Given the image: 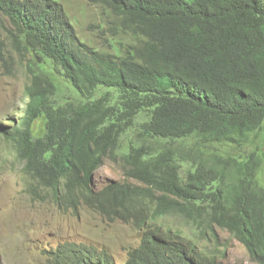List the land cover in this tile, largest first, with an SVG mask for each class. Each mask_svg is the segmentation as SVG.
Segmentation results:
<instances>
[{
	"label": "trees",
	"instance_id": "trees-1",
	"mask_svg": "<svg viewBox=\"0 0 264 264\" xmlns=\"http://www.w3.org/2000/svg\"><path fill=\"white\" fill-rule=\"evenodd\" d=\"M85 1L104 11L107 50L82 42L58 0H0V75L32 80L0 139L30 195L132 215L145 234L125 264H208L157 228L172 215L227 231L264 264V0ZM107 160L142 187L96 191ZM52 264L113 261L66 244Z\"/></svg>",
	"mask_w": 264,
	"mask_h": 264
},
{
	"label": "rangeland",
	"instance_id": "rangeland-1",
	"mask_svg": "<svg viewBox=\"0 0 264 264\" xmlns=\"http://www.w3.org/2000/svg\"><path fill=\"white\" fill-rule=\"evenodd\" d=\"M74 23L79 38L98 50H107L104 32L105 15L101 7L85 0H58ZM31 77L25 69L14 75H0V123L22 118L28 99L26 88ZM59 102L69 101V93H60ZM38 126V124H37ZM264 139V126L260 142ZM15 143L0 139V264H52L58 246L86 245L105 251L113 264H125L129 253L137 249L144 237L133 216L99 215L85 207L75 212L61 209L52 200L32 197L17 160ZM116 183L142 187L127 180L121 167L107 160L94 177V189L101 191ZM163 234L179 235L187 245H195L208 264H257L247 250L227 231L215 227L204 231L183 217L172 215L157 220Z\"/></svg>",
	"mask_w": 264,
	"mask_h": 264
}]
</instances>
